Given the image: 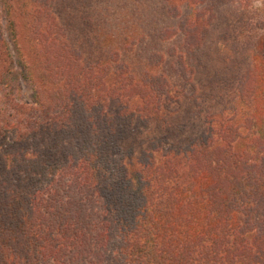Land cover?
Returning a JSON list of instances; mask_svg holds the SVG:
<instances>
[{
    "label": "trees",
    "instance_id": "16d2710c",
    "mask_svg": "<svg viewBox=\"0 0 264 264\" xmlns=\"http://www.w3.org/2000/svg\"><path fill=\"white\" fill-rule=\"evenodd\" d=\"M18 1L43 85L9 90L0 0V264H264V23L159 0L116 35L79 0Z\"/></svg>",
    "mask_w": 264,
    "mask_h": 264
},
{
    "label": "rangeland",
    "instance_id": "374dc122",
    "mask_svg": "<svg viewBox=\"0 0 264 264\" xmlns=\"http://www.w3.org/2000/svg\"><path fill=\"white\" fill-rule=\"evenodd\" d=\"M28 1L33 7L35 3L32 0ZM122 2L123 0H79L78 5L81 11H85L93 18L92 26H97L99 28L102 27L106 29V31H108L107 29H112L110 31H116V35L121 33L122 26L129 25L131 22H135V19L137 18L143 20L146 17L144 13H141L143 12L142 10L144 7L151 9L154 5L157 6L158 4V7L160 6L159 0H144L142 7H140V5H134L133 0L126 1V5H122ZM223 2L227 3L219 4L220 9L223 11L224 19L232 28H234L235 31L240 32L243 30L244 35H246V33L252 34L255 33L256 28L254 27V30L251 25H257L258 21L264 23V0H246L247 7L244 10H238L234 8L229 0H223ZM12 3H14V7L11 8L10 16L16 21V27L18 30L16 43L11 37L9 28V13L4 2L2 4L1 12L2 26L5 36L9 41V46L11 48L14 61V71L11 73V75H9L7 85L9 90L15 95L16 99L32 104V101L34 100V88H41V85L43 84L39 80H36L32 77L25 78L20 74V72L22 73L23 71L21 66L23 64L21 62H27L30 65V69L31 66L33 67V65H36V62L34 60L32 47L30 46L31 43L29 42L31 37L28 17L29 15L25 13H19L20 9L18 8V0H12ZM71 4L73 3H66L68 10L71 9ZM106 6L109 7L108 10H104ZM125 9H128L130 12L138 11L139 13L136 14L133 19L126 20L123 19V12ZM125 13H128L127 10ZM65 19L67 20V17H64V20ZM141 20H138V22L141 23ZM257 31L259 32L258 27ZM132 39L133 37L131 36L129 37L128 41L130 42ZM21 55L23 58H21ZM32 79L37 82H33Z\"/></svg>",
    "mask_w": 264,
    "mask_h": 264
}]
</instances>
